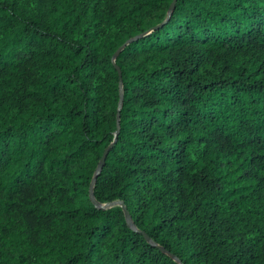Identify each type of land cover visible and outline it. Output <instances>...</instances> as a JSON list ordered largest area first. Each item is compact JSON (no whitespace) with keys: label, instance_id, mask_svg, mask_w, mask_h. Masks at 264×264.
Instances as JSON below:
<instances>
[{"label":"trees","instance_id":"1","mask_svg":"<svg viewBox=\"0 0 264 264\" xmlns=\"http://www.w3.org/2000/svg\"><path fill=\"white\" fill-rule=\"evenodd\" d=\"M172 2L0 0V264H264V0Z\"/></svg>","mask_w":264,"mask_h":264},{"label":"water","instance_id":"2","mask_svg":"<svg viewBox=\"0 0 264 264\" xmlns=\"http://www.w3.org/2000/svg\"><path fill=\"white\" fill-rule=\"evenodd\" d=\"M175 2H176V0H173L172 4H171V6H170V11H172V10L174 9L173 7H174V5H175ZM120 49H121V48H119V50L117 51V53L115 54L114 57H117V55H118ZM120 95H121V97H120V102H119V107H118V113H117V116H118V128H117L116 133H115L116 140H117V135H118V133H119V129H120V118H121V116H120V111H121V107H122V103H123L122 82H120ZM111 146H112V145H110L108 148L105 149V151H104V153H103V155H102V157H101V161H100L99 165L97 166V169H96V171H95V173H94V177H93V179H92L93 181H92V184H91V187H90V198H91V200L94 201V203H96V204H100V203L94 199L93 190H94V187H95V183H96V181H97L96 179H97V177L100 175L101 170H102L103 167H104V162H105V160H106L105 158H106V156H107V154H108V152H109ZM116 204H120V205L123 206V209H124V212H125L126 220H127V222L133 227L134 224H133V222L131 221L130 214H129V212H128V210H127V208H126V206H125V204H124L123 201H122V202H118V201H116V203H110V204H104V205H103V204H100V205H101L102 207H107V206H113V205H116Z\"/></svg>","mask_w":264,"mask_h":264}]
</instances>
